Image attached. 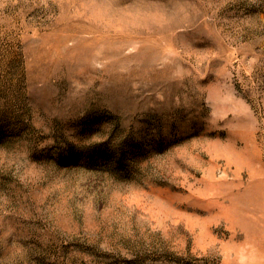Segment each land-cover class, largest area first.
Returning a JSON list of instances; mask_svg holds the SVG:
<instances>
[{
	"label": "rangeland",
	"instance_id": "374dc122",
	"mask_svg": "<svg viewBox=\"0 0 264 264\" xmlns=\"http://www.w3.org/2000/svg\"><path fill=\"white\" fill-rule=\"evenodd\" d=\"M0 264H264V0H0Z\"/></svg>",
	"mask_w": 264,
	"mask_h": 264
}]
</instances>
